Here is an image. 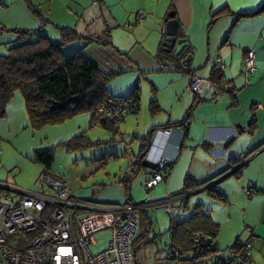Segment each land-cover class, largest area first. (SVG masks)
<instances>
[{"label":"crops","instance_id":"crops-1","mask_svg":"<svg viewBox=\"0 0 264 264\" xmlns=\"http://www.w3.org/2000/svg\"><path fill=\"white\" fill-rule=\"evenodd\" d=\"M156 3H162L158 14L146 5L137 7L139 12L145 13V21L142 25H136L133 32L122 24L121 27L115 26V23H120L110 19L111 26L107 28L111 33L110 45L75 41L66 45L63 51L67 54L82 51L102 72L114 75L115 78L106 86L109 97L129 100L138 88L139 98L141 96L139 110L130 108L125 116L128 115L129 122L136 121L139 152L142 145L148 143L147 157L153 164L162 158L175 161L165 180L154 187L157 196L153 201L165 196L185 198L189 195L186 200L189 211L200 206L219 225V234L214 241L220 251L218 258L227 259L233 251L252 241L249 264H264V12L256 13L264 6V0H174L175 18L179 20L181 33L191 45V69L202 77L210 78L214 71L210 60L217 55L226 66L216 100L199 103H196L197 98L190 91L189 75L158 67V60L163 59L160 54L163 40L161 30L171 10V0H157ZM226 9L234 15L215 20V14ZM240 14L247 16L237 17ZM72 28L85 37L101 36L97 31L87 34L89 28L85 26L75 25ZM143 33L146 35L143 36ZM45 36L51 39V35ZM249 50L255 52L256 71L246 79L243 76L246 69L244 58ZM228 85L233 89L229 90ZM142 88L147 91L143 101ZM154 99L157 111L150 108ZM192 107L187 129L176 128L174 124L183 122ZM140 115L145 117L143 124L137 118ZM93 119V114L85 113L54 126L53 131L45 128L46 132L36 135L34 131L37 130L31 127L25 100L21 93H15L7 107L5 119L0 122V148L3 149L0 151V182H7L13 170L26 174L33 171L32 178L40 180L42 171L27 168V163H35V153L56 148L78 135L87 134L98 127H91ZM123 123H127L125 117L117 125L118 133L115 135H120ZM167 127H173L168 128L172 129L170 135L163 132ZM50 133L51 137L60 140L58 144L46 145L41 141L42 135L47 140ZM4 151L15 157L14 162L4 160ZM129 168L118 182L125 195L123 180L135 171L138 174L131 181L129 191L126 190L131 200L128 199L125 205L138 203L133 197L134 182L139 180V184H146L158 171ZM53 174L67 179L75 193V189L81 185L77 183L78 175L84 179L87 173L81 174L69 167L67 171L53 170ZM186 179L206 184L199 191L195 189L181 196L179 193L183 191ZM106 182L110 180L106 179ZM98 186L107 191L111 183ZM210 188L224 201L213 198L209 194ZM247 188H254L257 192L248 197L245 194ZM142 227L146 225L141 217L142 241L137 247L156 244L150 243L156 235L147 241L151 229L146 233L147 227L145 230ZM160 239L169 244L168 235Z\"/></svg>","mask_w":264,"mask_h":264},{"label":"built area","instance_id":"built-area-1","mask_svg":"<svg viewBox=\"0 0 264 264\" xmlns=\"http://www.w3.org/2000/svg\"><path fill=\"white\" fill-rule=\"evenodd\" d=\"M144 20L145 14L139 13L137 23ZM162 35L164 39V27ZM210 63L215 72L223 73L226 69L220 55ZM158 65L182 74L188 70L180 64L160 62ZM244 65L243 76L247 79L256 71L254 51L246 53ZM189 77L190 91L198 102L216 100L218 88L209 78L195 72ZM228 89L233 88L228 85ZM129 109L128 99L108 97L97 110L95 120L99 124L118 125ZM171 131L163 132L170 135ZM174 162L169 158L157 162L158 172L145 184L147 192L165 180ZM39 183L41 191H26L0 183V264H135V241L140 236L142 214L158 209L167 211L173 219H182L190 214L183 197L165 196L156 201L100 206L76 198L65 178L44 174ZM255 193L254 189H245L248 197ZM106 229L113 231L109 247L97 255L91 254L89 246L94 243V235ZM12 237L17 239L9 243L8 239ZM251 259L252 241H248L217 264H249Z\"/></svg>","mask_w":264,"mask_h":264},{"label":"trees","instance_id":"trees-1","mask_svg":"<svg viewBox=\"0 0 264 264\" xmlns=\"http://www.w3.org/2000/svg\"><path fill=\"white\" fill-rule=\"evenodd\" d=\"M174 0H171V10L173 11ZM169 11V13H170ZM264 12V6L256 13ZM226 15H234L228 9L215 14V20ZM252 15V14H251ZM247 15H237L245 17ZM62 36L61 43H52L49 38L33 29H13L11 33L17 35L14 43L9 48L6 55H0V122L6 117L7 107L15 93L22 94L31 127L34 130H41L48 126L62 125L77 116L85 113L94 115L91 127L101 126L114 135L118 133V126L115 123L99 124L95 120L97 110L104 104L109 97L106 86L115 78L114 75H107L102 72L95 64L88 60L82 51L70 57H65L64 48L69 43L75 41H93L100 44L110 45L111 33L107 29L104 35H91L85 37L70 27L59 28ZM3 31L0 28V33ZM37 35V39L32 41L30 38ZM181 36H183L181 34ZM161 57L167 59L169 54H165L161 46ZM189 51L188 55H190ZM193 71L191 67L186 70L187 75ZM217 88L223 81V74L212 72L209 78ZM130 108L139 110V92L135 89L134 95L129 99ZM196 103H199L196 100ZM152 111H157V102L152 100ZM193 113V107L189 109L186 118L179 124H174L176 128L187 129ZM167 127L165 130H168ZM185 130V134H186ZM149 140V139H148ZM147 140V142H148ZM102 144L101 141L93 142L86 134L78 135L63 143L68 152L84 151ZM148 143H144L140 149L139 157L148 155ZM55 148L47 151L37 152L34 155V162L42 167L41 177L44 174H53L55 165ZM142 160V158H140ZM137 163L131 164L129 169H138ZM158 172V171H157ZM156 172V173H157ZM138 173L135 171L129 178L123 180L124 189L129 191L130 183ZM40 177V179H41ZM40 182V180H39ZM206 183H195L186 179L184 189L179 195H186L193 190L202 188ZM129 200L131 195L129 192ZM209 194L219 201H224L221 195L209 189ZM184 198V205L189 210L187 199ZM187 218L171 219V227L163 235L155 236L150 243H156L161 237L169 236L170 251L168 261H177L179 264L190 262L192 264H206L209 260L217 264L221 258L220 251L215 247L214 241L219 234V225L215 223L209 213L205 212L200 206L190 209ZM151 213L145 212L148 216ZM141 230V229H140ZM140 237V236H139ZM142 241L141 237L135 241V260L136 244Z\"/></svg>","mask_w":264,"mask_h":264},{"label":"rangeland","instance_id":"rangeland-1","mask_svg":"<svg viewBox=\"0 0 264 264\" xmlns=\"http://www.w3.org/2000/svg\"><path fill=\"white\" fill-rule=\"evenodd\" d=\"M156 1L157 0H0V28L3 29L0 33V55L8 54L9 48L14 45V43L9 44L17 37L16 34L11 33L13 29L39 30V33L44 36L51 35L50 41L55 44L61 43L62 41L59 34L61 33L59 29L61 27L72 28L75 25L79 27L85 26V28H89L87 34L97 31L99 34L104 35V31L111 26L110 19L120 23L116 24L114 22L115 26L121 27L124 25V27L133 32V28L136 25H142L145 21L139 24L137 23V15L139 13H144L142 11L139 12L137 7L141 4L146 5L148 9L158 14L162 3L157 4ZM143 10L147 11L144 8ZM133 21L134 23L130 24ZM40 27L43 28L41 29ZM142 35L144 36L146 34L143 33ZM36 36L37 35H34L30 39L34 41L38 37ZM69 50L71 49H68V51ZM70 53L67 54L64 52L65 57L74 55V53ZM142 90L143 101L144 94L147 91L145 88H142ZM139 103H141V96ZM147 115L148 113L145 114L146 117ZM129 116L133 115L130 114ZM137 118L140 119L141 124L145 122V117L143 115ZM125 120L127 123L125 125L123 123L120 126L122 128L120 135H113V133L101 126L95 127L87 132L86 135H88L87 137L91 139V141L102 142L100 146L80 152H68L62 144L55 148L54 170L61 172L63 169L67 171L69 167H72L73 170L81 174L87 173L85 176L86 178H79V175L77 178L78 185L79 183L81 185L75 189L74 194L79 200L100 206H119L127 204L126 202H128L129 197H126L124 190L119 187L118 182L123 179L124 173L131 165L130 163L134 162V157L139 152L140 141L136 139L138 136L136 121L129 122L128 115L125 116ZM48 127L49 129H47ZM48 127H45L46 130L53 131V129L56 128L54 126ZM45 128H43L44 130L41 129L42 131L39 130L34 132L36 135L43 134L42 132H46ZM51 134L52 133L49 134V139L47 140H45V135H42L40 138L41 141L45 142L46 145L58 144L60 140L54 139L50 136ZM1 150L3 149L0 148V151ZM4 152V160L8 163L14 162L13 160L15 157L10 156L8 151ZM0 159H2V157H0ZM27 164L29 170L36 168L38 172L42 171V167L37 163L31 162ZM59 167L60 169H58ZM14 171L15 170L12 171L13 174L12 172L10 173V179L3 183L13 188L24 189L26 191L42 190L39 180L36 181L31 176L33 175V171H31L30 174H26L25 172L20 173L18 170ZM106 179L110 180V182H106ZM71 182H73V180ZM105 183H111L107 191L98 186ZM134 184L135 192L133 197L135 202L142 203L146 200L153 201L154 197L157 196L153 189L147 192L145 184H139V180L135 181ZM141 217L142 223H145L147 227V229L146 227H142V229H146V233L151 229L150 234L147 236V241L152 239L154 235L157 237L163 235L170 227V214L163 209H158L148 216L142 214ZM187 217L188 216H185L184 218ZM18 238L20 239L21 236H18ZM112 238L113 231L110 229L96 233L94 235V243L89 246L91 254L97 255L107 250ZM16 239L17 238L12 237L8 240L9 243H12ZM163 241V239H159L154 245L144 246V244H141L140 247H136L137 264H171L170 261H168L170 251L167 249L169 244H165ZM25 242L27 241L25 240ZM138 245L139 244H136V246ZM213 261L214 260H209L206 264H213ZM181 264L192 263L183 262Z\"/></svg>","mask_w":264,"mask_h":264},{"label":"water","instance_id":"water-1","mask_svg":"<svg viewBox=\"0 0 264 264\" xmlns=\"http://www.w3.org/2000/svg\"><path fill=\"white\" fill-rule=\"evenodd\" d=\"M175 17H176L175 11L170 12L167 18L165 19V24L163 26L165 29L166 36L162 40L161 46L163 52L165 54H169L170 57L167 59L158 60V64L160 62H164L166 63V65H171V63L180 64L184 68L188 69L189 67H191V62L193 59V55L191 52L190 55H188L189 54L188 52L191 51V45L187 42V37L181 33L179 20L176 19ZM181 34L183 36H181ZM192 71L194 72V70ZM138 157H139V153L135 156V161L133 163V164L137 163V165H139L137 167L138 170H140L141 168H146L151 170L158 169V165L153 164L148 157L140 156L142 160L140 158L138 159ZM0 183L5 184L3 182ZM247 189H254V188H247ZM254 190L256 191V189ZM196 193L197 192H194V194Z\"/></svg>","mask_w":264,"mask_h":264}]
</instances>
